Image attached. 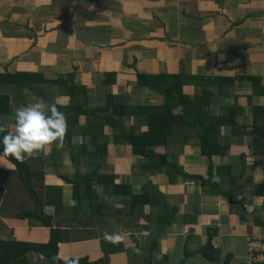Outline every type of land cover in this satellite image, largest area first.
<instances>
[{"label":"crops","instance_id":"0c3cea01","mask_svg":"<svg viewBox=\"0 0 264 264\" xmlns=\"http://www.w3.org/2000/svg\"><path fill=\"white\" fill-rule=\"evenodd\" d=\"M182 69L198 76L257 75L264 85V0H0V72L24 70L56 78L74 71L77 82L87 89L88 103L103 108L109 93H128L133 105H160L163 96L139 86L137 73H179ZM202 88L199 83L184 87L190 95ZM209 88L215 94L212 112L223 114L227 105L237 102L242 107L237 121L251 131L252 107L264 105V95L254 94L248 80L237 81L222 100L216 84ZM34 99L47 110L33 94L25 104ZM69 100V96H57L59 103ZM174 112H182V107ZM125 122L130 128L129 116ZM82 123L80 119L75 129H81ZM10 126H14L13 115ZM106 132L110 135L107 164L116 182L140 193L151 180L163 193L161 197L142 213L131 214L125 196L96 184V191L104 194L100 209L82 204L80 212L72 184L62 177L92 168L84 156L78 160L81 147L90 144V137L78 132L56 158L61 157L59 164L43 159L55 145L28 158L34 170L35 197L15 173L14 164L0 156L1 240L46 244L56 228L61 239L56 253L98 262L104 256L103 233L114 232L121 240L115 244L119 249L109 254L108 264H131L128 249L136 246L152 264H245L248 236L264 234V226L253 221L263 196L253 194L249 186L232 203L219 194L203 192L192 178L170 182L163 172L141 174L137 165L145 158L133 154L128 142L114 141L111 128ZM249 133L240 139L231 126H223L220 136H229L231 145L228 154L213 157V164L214 168L232 165L237 173L242 171V181L251 174L253 183L260 185L264 183V155H255ZM178 156L185 172L207 176L209 159L200 146H184ZM213 180L219 181L215 172ZM37 205L42 209L38 213ZM168 205L176 207L175 220L157 234L155 219L165 216ZM47 220L49 224L44 223ZM145 229L150 233L146 238L141 235ZM209 241L212 260L201 253ZM26 257L29 263L50 264L34 250ZM134 260L142 264L139 255Z\"/></svg>","mask_w":264,"mask_h":264},{"label":"trees","instance_id":"16d2710c","mask_svg":"<svg viewBox=\"0 0 264 264\" xmlns=\"http://www.w3.org/2000/svg\"><path fill=\"white\" fill-rule=\"evenodd\" d=\"M245 80L251 82L254 94L264 95V85L261 84L260 77L257 75L198 76L188 74L184 69L179 73L138 72L139 86L148 87L163 96V102L160 105H133L128 93H109L105 107L98 108L88 103L87 89L77 82L74 71L59 74L56 78H47L44 74L33 71H5L0 72V125H5L6 130L11 129L10 117L13 115V110L25 104L29 94L37 96L47 106L54 98L57 101L59 95L70 97L68 104L57 102L58 109L64 113L67 120L63 146L60 148L53 146L51 152L43 159L45 163L59 164L62 161L61 157L58 160L56 158L70 146L74 134L79 132L83 136L90 137V144L81 147L78 160L84 156V162L92 163V168L87 172L76 170L71 176H62L64 181L72 184L74 198L80 212L84 210L82 204L100 209V201L104 199V194L96 191V184L109 187L113 194L125 196L124 201L130 205L131 214L142 213L146 205L158 200L157 197L160 198L163 194L151 180L143 184L140 193H134L132 187L126 183L116 182V176L107 164L110 135L106 129L111 128L114 141L128 142L132 146L133 154L145 158L144 163L137 165L141 174L163 172L170 182L177 181L179 177L192 178L200 183L203 192L219 194L232 203L238 202L245 188L253 187V194L263 196L262 206L254 214L253 221L264 226V183L254 184L251 174L242 181V171L237 173L232 165L225 164L214 168L213 164V157L228 154L231 145L229 136L225 138L220 136L223 126H231L233 133L240 139L242 135L250 132L253 152L255 155H264V105L252 107L251 131L237 121L242 110L237 102L227 105L223 114L215 115L211 109L215 94L209 88L210 84L218 86L219 90L216 94L218 99L222 100L229 95L232 85L237 81ZM189 83L203 84L202 91L195 95L188 94L184 87ZM177 106L182 107V112H174ZM128 116L131 118L130 128L126 127L125 122ZM80 119L83 127L75 129ZM193 144L200 146L202 154L209 159L206 177L190 175L178 161V152L183 150L184 146ZM158 147H163V151H159ZM170 154L174 155L173 160L169 159ZM3 157L14 164V171L27 191L33 197L37 196L32 183L34 170L28 158L24 162H19L11 156ZM257 162L259 161H255ZM132 172L136 174V167L132 169ZM214 172L219 176V181L213 180ZM168 206L165 216L155 219L157 234L165 232L175 220L176 207ZM41 210V207L37 205L35 212L38 213ZM44 223L49 224L50 220ZM60 240L56 228L52 229L51 238L46 244L0 239V264H35L29 263L26 257V254L33 250L38 253V258L53 264L52 257L56 254L55 249ZM155 240L156 237L153 236L151 247ZM102 244L104 256L92 264H108L109 254L119 249L118 244H109L106 241ZM210 247L212 245L209 241L201 253L212 260L215 257L209 254ZM128 253L131 264H136L134 260L136 255L140 256L142 264H152L149 257L142 255L139 246L131 247ZM79 264H89V260L86 257H80Z\"/></svg>","mask_w":264,"mask_h":264},{"label":"clouds","instance_id":"9594fccd","mask_svg":"<svg viewBox=\"0 0 264 264\" xmlns=\"http://www.w3.org/2000/svg\"><path fill=\"white\" fill-rule=\"evenodd\" d=\"M14 126L6 130L0 125V156H11L16 161L24 162L34 153L46 150L49 146H63L64 135L67 129V120L57 107L54 98L47 106L39 99L18 106L13 110ZM148 230H142L141 235L147 237ZM103 239L112 244L120 242L121 236L117 233H103ZM79 256H61L57 252L53 257V264H79ZM89 264H92L91 258Z\"/></svg>","mask_w":264,"mask_h":264},{"label":"built area","instance_id":"2783aa9c","mask_svg":"<svg viewBox=\"0 0 264 264\" xmlns=\"http://www.w3.org/2000/svg\"><path fill=\"white\" fill-rule=\"evenodd\" d=\"M245 264H264V234L248 236Z\"/></svg>","mask_w":264,"mask_h":264}]
</instances>
